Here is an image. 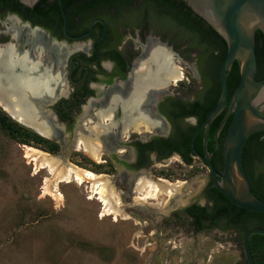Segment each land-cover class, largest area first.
Segmentation results:
<instances>
[{"label":"flooded vegetation","instance_id":"obj_1","mask_svg":"<svg viewBox=\"0 0 264 264\" xmlns=\"http://www.w3.org/2000/svg\"><path fill=\"white\" fill-rule=\"evenodd\" d=\"M8 1L13 0H0V48L12 49L8 54L13 63L16 62L13 66L15 75L33 74L31 77L40 83L30 98L34 130L59 142L65 155L79 151L82 157L91 158L95 167L115 169L124 187V190L119 189L124 198L127 197L124 206L127 211L132 215H147L145 218L152 216L149 210L155 208L158 201L143 204V196L139 195L145 190L142 187L145 175L160 183H172L161 177L162 169L157 168V173H151L154 166H165L172 160L192 166L198 159L208 167L202 157L206 153L204 131L196 136L201 140V148L196 147L195 137L193 149L191 138L203 122V109L210 106L220 69L207 44L178 32L163 34L165 29L159 24L156 1L136 0L111 15L101 6L68 13L83 0H74L67 5L64 0L62 4L59 0H46L43 6L54 5L55 9L44 16L35 5L30 7L18 0L21 5L14 7ZM159 47L172 67L178 63L186 64L191 79L177 66V69L173 68L177 70L176 74L181 72L180 77L174 80L169 73L165 77L160 75L163 84H159V61L156 60ZM146 67L152 71L149 80L139 76ZM46 78L50 79H47L48 84L41 85ZM184 78L185 84L177 83ZM2 82L16 91L12 87L14 80L5 78ZM196 84H199L197 92L192 89ZM221 121L214 126L213 120L207 134V149L212 152L211 159L219 172L224 164L222 131L225 125L219 133L218 146L215 133ZM36 125L44 128L43 131L47 128L53 131L43 135ZM257 134L264 139V131ZM212 135L214 148L209 147ZM86 142L100 155L99 159L84 151L83 143ZM254 151L255 144L251 142L246 149L249 167ZM255 171L264 172V167L255 168ZM213 181L209 170L208 179L198 193L185 200L184 195L178 196L177 189L173 190L168 217L158 220L157 224L165 223L171 231L182 232L188 229L197 233L227 230L223 215L214 226L210 220H204V227L199 228L194 223L193 207H205L208 211L213 208L210 196V190L215 186ZM176 205L179 207L175 209ZM132 208L139 209L140 213Z\"/></svg>","mask_w":264,"mask_h":264},{"label":"rangeland","instance_id":"obj_2","mask_svg":"<svg viewBox=\"0 0 264 264\" xmlns=\"http://www.w3.org/2000/svg\"><path fill=\"white\" fill-rule=\"evenodd\" d=\"M174 66L191 79L186 64ZM177 83L185 84L186 78ZM192 89L197 92L199 84ZM0 111L6 112L1 106ZM57 143L58 148L53 150L50 144L12 134L2 126L0 117V264L243 263L242 237L235 230L197 233L190 229L171 231L165 223L158 225V220L168 217L173 193L153 198L144 197L143 191L139 194L143 196L141 203L158 201V204L149 210L151 217L132 215L124 208L127 197L120 191L124 187L115 169H99L79 151L65 155ZM34 149L59 160L60 170L77 166L96 174L101 182L106 180L111 211L95 180L87 176L84 180L55 181L48 166L32 160L30 153ZM261 167L264 166L257 168ZM157 168L162 169L161 177L179 185L177 193L179 197L185 196L183 200L198 193L209 173L198 159L192 166L172 160L165 166H154L151 173H157ZM142 178V186L147 182L145 188L150 183L160 184L146 175ZM49 179L52 187L57 183L51 191L47 188ZM132 210L140 213L137 208Z\"/></svg>","mask_w":264,"mask_h":264},{"label":"water","instance_id":"obj_3","mask_svg":"<svg viewBox=\"0 0 264 264\" xmlns=\"http://www.w3.org/2000/svg\"><path fill=\"white\" fill-rule=\"evenodd\" d=\"M33 7L38 0H19ZM62 4V0H59ZM192 10L207 21L226 41L227 52L220 66V93L214 107L207 113L203 122L191 138V147L195 149L194 139L204 131L205 155L217 189L234 205L256 212H264V198L258 197L252 190L244 156L249 137L264 131V77H257L258 61L256 52V32L264 36V0H184ZM64 29L66 32V16ZM238 63L240 78L237 86L229 95L228 77L234 62ZM10 83V82H9ZM1 88L7 90L9 107L13 111L16 101L15 92L7 84L0 82ZM9 89V90H8ZM26 91V90H24ZM25 94V102L30 107V98ZM24 96V94H23ZM2 108L16 121L34 129L31 115L16 118L0 103ZM227 110L219 124L215 138L219 145V133L230 117V123L223 141V170L215 167L207 149V134L213 120L225 109ZM254 233L264 234V227L252 226L242 235L244 260L256 264L250 247V236Z\"/></svg>","mask_w":264,"mask_h":264},{"label":"trees","instance_id":"obj_4","mask_svg":"<svg viewBox=\"0 0 264 264\" xmlns=\"http://www.w3.org/2000/svg\"><path fill=\"white\" fill-rule=\"evenodd\" d=\"M136 0H83V3H79L75 9L70 8L68 13H79L85 9L101 6L102 10L107 14H117L121 10L126 9ZM159 6V24L164 28L163 34L166 35V31L173 33L178 32L179 35H185L188 38H193L202 43L207 44L211 53L212 59L216 62L220 69L221 63L227 52V43L225 39L202 17L197 15L192 8L184 0H154ZM15 5H21L18 0L8 1ZM74 0H64V4L73 3ZM46 4V0H39L35 4V8L43 16L49 14L55 9L52 5L50 8L43 6ZM73 11V12H72ZM168 28V29H167ZM256 52L258 61L257 77H264V36L260 30L256 32ZM240 73L238 63L235 61L232 69L230 70L228 83H229V95L235 89L239 82ZM220 93V81H218L214 94L211 98L209 107L203 109L201 121L204 120L207 113L214 107L217 97ZM227 106L225 109L214 119L213 125L216 126L223 118ZM2 112V111H0ZM2 126L5 127L12 134H22L28 139H33L42 144H50V149L56 150L58 143L53 142L44 136L36 133L35 131L25 127L15 119H13L8 113L2 112L0 114ZM232 117L226 122L222 131V138L225 137L228 125ZM209 147L214 148L215 140L213 135L209 138ZM189 142V138H187ZM255 144V151L252 156V164L249 165L246 162V149L249 143ZM195 145L197 148L201 146V140L198 137L195 139ZM201 148V147H200ZM244 162L251 180V186L253 192L260 198H264V172H257L258 165L264 166V139L255 133L251 135L247 141L245 148ZM215 164V162H214ZM216 165V164H215ZM217 167V165H216ZM214 184V181L212 182ZM210 196L213 200L212 210L208 211L205 207L195 206L192 209L194 216V223L199 227H204V220H210L211 225L214 226L218 222L219 218L223 215L225 219L226 229H234L239 235L252 226L264 227V212H256L244 209L237 205L232 204L218 189L213 186L210 190ZM217 210V211H215ZM250 247L254 256L256 264H264V234L254 233L250 236ZM243 264H248L244 262Z\"/></svg>","mask_w":264,"mask_h":264},{"label":"bare ground","instance_id":"obj_5","mask_svg":"<svg viewBox=\"0 0 264 264\" xmlns=\"http://www.w3.org/2000/svg\"><path fill=\"white\" fill-rule=\"evenodd\" d=\"M15 26V25H14ZM16 27V26H15ZM14 27V28H15ZM13 29V28H12ZM19 31V30H18ZM11 32V31H10ZM35 34V33H34ZM37 34V33H36ZM14 35V34H13ZM38 35V34H37ZM17 36V35H16ZM14 47V46H13ZM12 49L10 47H4V48H0V82L2 81V79H8V80H14V83H13V88L16 90L15 91V95H14V99L16 101V104H15V108L17 109V111H13V109H11L9 107V103H8V100H7V90L4 89L3 87L1 88V85H0V103L3 104V106L5 107V109L8 110L9 113H13L15 115L16 118H23V116H28V115H31V109L29 107V105L25 102V94L26 93H30L28 94L27 96H29V98H31V94L33 91H36L40 85L39 81L34 79L33 77H31V74L30 76L29 75H23V74H14V71H13V66L14 64L16 63H13V60L11 58V54H8V53H11ZM26 52V51H25ZM150 52V51H149ZM164 53V50L162 49V47L160 48L159 47V57L156 59L159 61V84H163V81H162V78L160 75H167L168 73L170 74V76H172L174 80H177V78L180 77L179 74H176V71L174 70V68L177 69L176 66H171L170 64H168V58H165L163 54ZM26 54V53H25ZM28 55V54H27ZM20 56V55H19ZM29 56V55H28ZM170 56V55H169ZM25 57H27L25 55ZM151 57V56H150ZM174 57V56H173ZM15 58V56H14ZM24 59V55L22 57ZM30 58V57H29ZM23 61V60H21ZM40 62V61H39ZM21 63V62H20ZM29 64V63H28ZM21 65V64H20ZM32 66V65H31ZM144 66V65H143ZM26 67V66H25ZM33 67V66H32ZM31 68V67H30ZM35 70V68H34ZM37 70V69H36ZM19 72V71H18ZM31 72V71H30ZM36 72V71H35ZM39 72V71H38ZM140 72V71H139ZM179 72V71H178ZM46 73V72H45ZM180 73V72H179ZM29 74V72H28ZM54 75V73H53ZM138 75V74H137ZM35 76V75H34ZM139 76H143L142 78L145 79V80H149L150 77L152 76V71L151 69L149 68H142V71L139 73ZM169 76V75H168ZM163 77V78H164ZM135 78V77H134ZM49 78H46V80L42 81L43 84L41 85H47L48 84V80ZM55 79V78H54ZM167 80V79H166ZM50 81V79H49ZM56 81V80H55ZM140 81V80H139ZM54 82V81H53ZM137 83V82H136ZM54 85V84H53ZM148 88V87H147ZM42 89V87H41ZM40 89V90H41ZM26 90V91H24ZM46 90V89H45ZM40 92V91H39ZM24 94V96H23ZM1 106V104H0ZM2 107V106H1ZM35 126V125H34ZM38 127V129H40V131L46 135H48L47 133L53 131L51 128H47L45 131L44 128L36 125ZM83 139V138H82ZM81 140V139H80ZM85 141V140H84ZM93 145V144H92ZM98 145V144H97ZM99 148V147H98ZM83 149L84 151L89 155L91 156L92 158L94 159H99V154L96 152V150H94V148L90 145H88V143H83ZM31 157H32V160L35 161L36 163H41L43 166H48L49 167V170L51 173L54 174V177H55V181L57 179H62V180H69L71 178H74V179H77V180H84L87 178V176H89L90 179H93L96 181V183H98V185H100V195L103 196V199L105 200V205L108 209V211H111L110 208V204H109V198H110V195L108 193V190L105 189V187L107 186L108 182L105 180L103 182H101L99 180V176H97L96 174L94 173H90L86 170H83L77 166H69L67 169H65L64 167V171L63 170H60V167H59V160L53 158L49 153H46V152H43V151H39V150H32V152L30 153ZM59 167V169H58ZM61 168V169H63ZM53 177V178H54ZM145 180V179H144ZM51 179H49V182L50 184H47V188L48 190H53V188H56L57 187V183L54 182V186L52 187L51 186ZM54 181V180H53ZM48 182V181H47ZM46 182V183H47ZM95 183V182H94ZM140 184V183H139ZM147 184V182L144 181V185L142 186L143 188H145V185ZM150 185V186H149ZM178 186L177 184H167L166 183H153V184H148L144 190V197H157L159 196V194L161 193H174L173 190L175 189H178ZM143 190V189H142ZM112 196V195H111ZM113 211V210H112Z\"/></svg>","mask_w":264,"mask_h":264}]
</instances>
